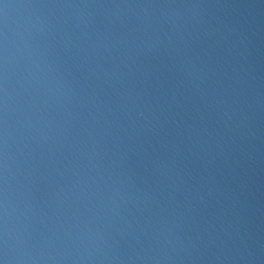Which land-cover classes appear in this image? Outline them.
I'll use <instances>...</instances> for the list:
<instances>
[{"label": "clouds", "instance_id": "clouds-1", "mask_svg": "<svg viewBox=\"0 0 264 264\" xmlns=\"http://www.w3.org/2000/svg\"><path fill=\"white\" fill-rule=\"evenodd\" d=\"M7 7L9 6L5 5V8ZM43 7L72 9L73 11L68 15L65 23L70 21L76 32L83 33L84 39H81L75 33L69 35L68 33L61 34L57 32L53 36L48 22L41 21L39 17L36 18V22L41 24L39 35L43 38L44 47L37 46L34 42L33 45H29L28 41L20 38L21 43L24 45L25 54L28 56L24 68V84H20L19 80L16 81L17 84H20L30 101L28 109L31 115L26 114L24 123L20 124L28 132L26 148L31 143L39 145L40 141L34 135L36 131L39 132V136L45 142L51 139L47 132L44 131V129H47L48 132L52 131L49 120L40 118L34 123V119L38 116L40 110L47 108V102L41 99V96H49V98L55 96L57 100H60L61 98H66L68 93H72L73 96L76 95V91L69 84L65 74L56 67L55 61L49 62L45 55L46 48L52 46L49 43V37L58 46L62 47L65 54L71 55L73 52L79 54L78 58L81 61V66L87 65V71L83 76L84 85L80 89L81 92H83L84 88L91 87L90 78L92 83H96L97 87L102 83L113 88L114 94L120 101L116 105V111L122 113L123 117L126 118L125 122L128 125V129L133 130V133L137 128V121L143 120L144 123L139 125L140 130L152 132L154 136H159V131L154 130L163 128L160 124V119L162 118L164 123H167L172 115L173 106L177 109L183 108V104L177 99L179 87L175 91L170 89V96L164 98L169 110L168 115H164V109L160 105H157L159 117L156 112L150 111L151 103L148 104V107H143L144 102L140 100V93L135 92V85L130 90L126 87L124 80L125 77L134 72L139 73L141 77L144 76L141 66L137 63V57H148L161 51L165 55L172 53L178 58L179 69L183 71L188 85H190L196 96L204 100L209 90H211V95L208 96L211 103H207L204 110L200 111L199 126H197L195 120L192 125H185L184 132L178 133L180 137L179 143H177L176 139L163 140L161 146L166 153L163 158L158 155L155 156V159L149 157L148 151L144 149L143 144H140V150L144 152V156L148 157L152 165L151 174L167 181V187L169 188L168 203L174 205L171 213H168L167 205L162 209L163 212L168 213L167 216H161L159 212L152 213L150 205L156 204L157 207H160V205L156 195L152 194L151 189L147 191L136 189L134 194L121 193V188L125 186V182L128 186L132 185V178L135 173L129 170L125 180H120L119 177L113 180L111 175L108 176L107 180L112 184V194L108 195L106 200L102 194H99L98 188L97 192L92 193V195H99L100 200L104 202V209H106L102 226L97 227L95 232L87 223H83L76 216L72 217V219L76 220V224L70 225L67 229L57 221L60 232L63 233V236L69 242L73 243L74 248L75 240L71 234L72 231H76L78 236L83 238L80 240V247L75 248L76 257L80 264H85V262L93 264V261H100L101 264H123L125 259L134 264L133 257H135V261H140L141 264H184L185 261L192 264L194 260L203 259L199 255L194 256V254L198 253L201 248L208 249L209 243L216 247L217 252L220 253L219 255L208 257L210 260L215 259L218 262L221 260L235 261L237 259L240 261L252 260L254 258L253 254L248 250V246L245 243L246 238L250 239L251 235L243 229L244 221L236 210L240 206V200L235 190L232 191V198L229 202L232 219L227 222V226L221 219L225 211L223 204L220 205L219 216L206 219L203 215L209 206V201L216 200V203L219 204L220 201L216 198L222 194V185L217 181L216 176L209 171L208 165H214L216 158L224 155L225 161L231 159L232 164L229 167L235 173V168L232 165L238 168L240 164L237 154L241 156L244 154L243 148L238 145V139L245 129H247L249 136L252 135L248 117L241 106L245 102L240 99L239 94L240 89L245 84V78L248 80L253 79L251 65L247 64L244 56V52L247 51L245 41L248 37L244 35L238 22H218V26L213 27L203 19L202 13L197 14L194 11L186 14L171 11L161 12L159 16H155L154 12L150 14L148 11L154 9L195 10L207 7L220 8L230 6L175 3H81L51 4L43 5ZM133 8L139 9L140 12L134 13L136 24L129 27L126 14L120 10ZM88 9L104 10L103 15L107 21L104 31H92L91 35L84 32L93 23V13L88 12ZM96 14L100 15V13ZM108 26H111V29ZM190 26H199V31L203 32L206 39L218 34L219 39L215 40L214 43L217 47L223 46L224 51L235 61V66H230L231 76L224 72L223 69H219V61H217V68L221 71V75L225 80H230L227 86L221 83L220 80L215 81V84L219 86V92L209 83V76L215 75L209 67L212 61L210 54L212 45L209 44L207 49L201 47L199 52L193 51L192 44L195 40L200 39V35L195 30V27L194 31L190 32ZM117 27L120 29L119 32L115 31ZM29 38L31 39V33ZM10 44L12 48L20 52V48L15 42L9 40L7 26H5L3 43L0 44V114H2L0 115V264H43L45 259L50 261L70 259V253L61 255V252L57 251L53 240H59V236L54 230L49 229L43 220L40 223L50 235H46L45 232L36 233V229L32 226L31 220L27 215H24V220L27 222L24 227L18 228V218L14 219L15 209L10 198L11 188L9 181L15 178L10 164V142L15 144L16 128L14 123L10 122V114L15 111L14 97L19 94L12 82L16 73L13 68L15 57L11 54ZM169 58L171 59V56ZM117 60H119V63H117ZM240 61H244V63ZM53 72L55 73L54 76H51L53 86L49 87L45 81L49 79V74ZM68 75H71V73H68ZM25 84L27 87H24ZM116 85L123 89L122 94L115 88ZM183 85L184 80H181L180 86L182 87ZM29 89H31V92H29ZM33 96L36 97V100H33ZM181 99L187 101L188 97L182 96ZM93 100L92 107L97 114L101 115L105 125L111 130L114 126V119H108V117H114L113 108L109 106L112 104L111 99H102L100 96H94ZM37 101H39L40 107H37ZM138 101L140 102L138 103ZM246 106L247 110L251 112L252 103H247ZM101 108L107 113V117H104L100 112ZM141 108L143 110H140ZM209 110L216 113L219 123L223 125L225 130L224 134L217 133L213 135L215 129L209 131V128L205 126L208 119L206 113ZM145 112H149L151 120L145 115ZM88 115L95 122V116L91 112ZM176 115L179 116V112H176ZM153 121L156 123L153 124ZM15 123H20V121L17 119ZM173 123L184 124V121L183 119L179 122L173 120ZM115 127L120 132L125 131L122 125L115 124ZM82 130L85 133L88 131L87 129ZM68 131V129L58 127L56 128V135L66 139ZM104 135L107 136L108 133L105 132ZM165 135H167L166 132ZM204 137H207V139H204ZM88 139L92 142L91 157H97L98 151L100 153L104 152L106 146H102L99 140L93 139L91 133H88ZM185 140H187L189 145H192V148L198 149L192 154L195 159L201 160L205 165L204 174L193 184H189V181L193 179L192 172L188 170L187 165L181 159V145L187 147ZM52 142L53 145L56 143L55 140ZM137 142L139 143V138H137ZM213 146L216 149L215 153L212 151ZM84 148H88L87 143L84 144ZM113 148L116 151H113L112 154L117 157V160L126 159L127 150L121 151L120 144L114 142ZM149 148H151L150 144ZM51 151L52 149L49 148L50 154ZM189 151L192 150L189 149ZM118 152L120 153L119 155H117ZM152 153L153 155L156 154L155 148H152ZM101 158L102 156L97 159L89 158L87 165L90 170H96L97 176L103 182L104 178L100 176L98 168L99 159ZM12 163L14 164V158H12ZM112 163V161H109L110 165ZM84 174L85 176L88 175L87 172ZM57 175L63 179L59 169H57ZM73 175L76 176V180L72 183V188L68 192H65V188L68 187L67 184L63 187L58 184V191L53 190L52 195L57 201V207L69 198V195L72 194V189L79 188L83 192L85 187H88L91 192L90 185L80 184L79 173H74ZM233 179L235 180V175ZM95 183L96 180L92 179V184ZM117 184L120 185V188L116 186ZM145 186L147 187V185ZM182 186L184 200L183 202H177L173 193L180 192ZM239 187L241 185L237 183V188ZM161 199H163L162 194ZM225 199H228V197L225 196ZM129 203L138 210L143 206L149 211L150 215L145 219L143 225L135 217L132 218V222H129L128 219L120 214L122 206L126 210ZM44 207L47 208L48 205L45 204ZM30 210L31 205H26V212ZM107 213H111V216H107ZM41 214L45 217L48 215L44 211ZM53 215H55L54 212ZM129 215L131 214L129 213ZM152 215L159 217L158 222L153 223ZM185 217L193 223L191 234L184 231ZM117 220L120 224L115 227L116 235H111L110 232ZM103 225H106L107 228L104 229ZM217 225L219 226V231H217ZM221 233L223 236H221ZM34 234L40 237L41 242L39 245ZM213 236L215 239H213ZM117 237H119V240L128 238L134 241L136 247L129 246L132 255L126 257L118 255L119 241ZM85 241H87V245H85ZM228 244H232L233 247L228 248ZM237 244H239V247ZM145 245L147 246L145 247ZM49 248L55 253V256L48 253L47 249ZM81 250H83V255H81ZM233 252L236 253L235 257L232 255ZM96 253H99V255H96Z\"/></svg>", "mask_w": 264, "mask_h": 264}, {"label": "water", "instance_id": "water-1", "mask_svg": "<svg viewBox=\"0 0 264 264\" xmlns=\"http://www.w3.org/2000/svg\"><path fill=\"white\" fill-rule=\"evenodd\" d=\"M81 3H175L230 6L220 8L207 7L195 10L154 9L148 11L150 14L154 12L155 16H159L161 12L171 11L186 14L194 11L197 14L202 13L203 19L213 27H217L218 22H238L244 35L248 37L245 41L247 51L244 52V56L247 64L251 65L253 79L248 80L245 78V84L240 89L239 94L240 99L245 102L241 106L248 117L252 135L249 136L247 129H245L238 139V145L243 148L244 154L242 156L237 154L240 164L238 168L232 165L235 168V173L229 167L232 164L231 159L225 161L224 155L218 156L214 165H208L209 171L216 176L217 181L222 185V194L216 198L220 201L219 204L216 203V200L209 201V206L203 215L206 219L219 216L220 205L223 204L225 211L221 219L225 226H227V222L232 219L229 202L232 198V191L235 190L240 200V206L236 210L244 221L243 229L251 235L250 239L246 238L245 243L254 258L245 261L238 259L235 261L221 260L219 262L215 259L210 260L208 257H213L220 253L217 252L216 247L209 243L208 249L201 248L198 253L194 254V256L199 255L203 259L194 260L192 264H264V0H0V44L3 43L5 26H7L9 40L15 42L20 48V52H17L15 48L11 47V44L9 45L11 54L15 57L13 68L16 75L13 77L12 82L19 94L14 97L15 111L10 114V122L14 123L16 132L15 144L10 142V164L15 178L10 179L9 184L11 188L10 198L15 209L14 219L18 218L17 227H24L26 225L27 222L24 220V215H27L31 220L32 226L36 229V233L45 232L46 235H50L40 223L43 220L44 224L49 229L54 230L59 236V240H53L57 251H60L61 255L71 254L70 259H56L53 261L45 259L43 264H80L76 257L75 248L80 247V240L83 238L79 237L76 231H72L71 234L75 240L74 248L73 243L69 242L63 236V233L60 232L57 221L67 229L70 225L76 224V220L72 219L73 216H76L83 223H87L93 232H95L97 227L102 226L106 209H104V202L100 200L99 195H92V193L97 192L98 188L99 194H102L106 200L108 195L112 194V184L108 182V176L111 175L113 180L117 177L120 180H125V177L129 174V170L135 173V176L132 178V185L128 186L125 182V186L121 188V193L134 194L136 189H140L141 191L151 189L152 194L156 195L160 205V207H157L156 204H151L152 213L159 212L161 216H167L174 208V205L168 203L169 188L167 187V181L151 174L152 165L148 157L144 156V152L140 150V144H143L144 149L148 151L149 157L155 159V156L158 155L163 158L166 153L161 146L162 141L176 139L177 143H179L180 137L178 133L184 132V126L192 125L194 120L197 122V126H199L200 111L204 110L207 103H211L210 99H208V96L211 95V90H209L204 100H201L200 97L194 94L184 77L183 71L179 69L178 58L174 54L169 53V55H165L161 51L148 57H137V63L141 66L144 76L141 77L139 73L134 72L125 77L124 80L126 87L130 90L135 85V92L140 93V100L144 102L143 107L146 108L151 103L152 107L150 111L156 112L159 117L157 105H160L164 109V115H168L169 110L164 102V98L170 96V89L171 91H175L179 87L177 99L183 104V108L177 109L173 106L172 115L169 117L167 123H164L162 118L160 119V124L163 128L154 130L159 131V136H154L152 132L141 131L139 125L144 123L143 120L137 121V128L133 133V130L128 129V125L125 122L126 118L123 117L122 113L116 111V105L120 101L114 94L113 88L102 83L97 87L96 83H92L90 78L91 87L84 88L83 92H81L80 89L84 85L83 76L87 71V65L81 66V61L78 58L79 54L75 52L71 55L65 54L62 47L58 46L49 37V43L52 46L46 48L45 55L49 62L55 61L56 67L65 74L69 84L76 91V95L73 96L72 93H68L66 98H61L60 100H57L55 96H51L50 98L49 96H41V99L47 102V108L40 110L38 116L34 119V123L40 118L49 120L52 131L48 132L47 129H44V131L47 132L51 139L45 142L39 136V132L36 131L34 135L40 141L39 145L31 143L26 148L25 144L28 143L26 139L28 132L20 124L24 123V116L26 114L31 115L28 109L30 101L20 87V84H24V68L28 56L25 54L24 45L21 43L20 38L28 41L29 45H33L34 42L35 45L44 47L43 38L39 35L41 24L36 22V18L39 17L41 21L48 22L53 36L57 32L61 34L68 33L69 35L75 33L81 39H84L83 33L76 32L70 21L65 23L68 15L72 13V9L43 7V5L51 4ZM5 5L9 7L5 8ZM87 11L93 13V23L84 32L91 35L92 31H104L107 24L103 15L104 10L88 9ZM120 11L126 14L129 27L136 24L134 13L140 12L139 9H121ZM96 13H100V15ZM108 27L111 29V26ZM194 27L199 32L200 39L193 42L192 50L199 52L201 47L207 49L209 44L212 45L210 52L212 61L209 67L215 75L209 76V83L219 92V86L215 84L216 80H220L225 86L230 83V80L224 79L219 69H223L224 72L231 76L230 66H235V61L224 51L223 46L217 47L214 43L215 40L219 39L218 34L206 39L203 32L199 31V26H190L189 31L193 32ZM115 31L119 32L120 29L117 27ZM30 33L31 39L29 38ZM170 56L171 59L169 58ZM237 59L239 58L237 57ZM217 61H219V69L217 68ZM240 62L244 63V61ZM117 63H119V60H117ZM68 73H71V75H68ZM54 75V72L49 74V79L45 81L49 87L53 86L51 76ZM17 80L20 81V84L16 83ZM181 80H184L182 87L180 86ZM24 87H27V85L25 84ZM115 88L121 94L123 93V89L119 85H116ZM29 92H31V89H29ZM94 96H100L102 99H111L112 104L109 106L113 108L114 112V117H108V119H114V126L111 130L105 125L101 115L97 114L96 110L92 107ZM182 96L188 97V100L181 99ZM33 100H36L35 96H33ZM247 103H252L251 112L247 110ZM37 107H40L39 101H37ZM140 110H143V108ZM89 112L95 116V122L89 117ZM100 112L104 117H107V113L103 108L100 109ZM176 112H179V116L176 115ZM145 115L151 120L149 112H145ZM206 116L208 119L205 126L209 128V131L215 129L213 135L217 133L224 134L225 130L223 125L219 123L216 113L209 110ZM17 119L20 123H15ZM181 119H183L184 124L173 123V120L179 122ZM155 123L153 121V124ZM115 124L122 125L125 131H118ZM58 127L69 130L66 139L56 135V128ZM82 129H87V133ZM105 132L108 133L107 136L104 135ZM165 132L167 135H165ZM88 133L92 134L93 139L99 140L102 146H106L103 153L97 152V157H91L92 142L88 139ZM137 138H139V143L137 142ZM204 139H207V137H204ZM53 140L56 141L54 145ZM114 142L121 145V151L127 150L126 159L117 160V157L113 156V151H116L113 148ZM85 143L88 144V148H84ZM149 144L151 148H149ZM61 145L63 146L61 147ZM185 145L187 147L181 145V159L187 165L188 170L192 172L193 179L189 181V184H193L204 174L205 165L201 160L195 159L192 154L198 151V149L192 148V145H189L187 140H185ZM49 148L52 149L51 154L49 153ZM152 148L156 149L155 155L152 153ZM189 149L192 151H189ZM212 151L213 153L216 151L214 146ZM119 154L118 152L117 155ZM101 156L98 168L100 176L104 178L103 182L97 176L96 170H90V167L87 165L89 158L97 159ZM12 158H14V164L12 163ZM109 161L113 163L110 165ZM57 169L62 173L63 179L57 175ZM85 172L88 173L87 176H85ZM74 173H79L81 185L87 184L91 186V192L88 190V187H85L83 192L79 188L72 189V194L69 195V198L57 207V201L52 192L53 190L58 191V184L61 187L67 184L68 187L65 188V192H68L72 188V183L76 180V176L73 175ZM234 175L235 180L233 179ZM92 179L96 180L95 184H92ZM237 183L241 187L237 188ZM116 186L120 188L119 184ZM161 194L163 195V199H161ZM173 195H175L177 202H183V186L180 192H174ZM225 196L228 199H225ZM45 204L48 205L47 208L44 207ZM26 205H31L30 211L26 212ZM165 205L168 207V213L162 211ZM42 211L47 212L48 215L46 217L42 216ZM53 212L55 215H53ZM120 214L128 219L129 222H132V218L135 217L142 225L150 215L149 211L143 206L138 210L131 203L127 205L126 210L122 206ZM107 216L110 217L111 213H107ZM158 219V216L152 215L153 223L158 222ZM185 220L186 222L183 225L184 231L191 234L193 223L187 217H185ZM119 224L118 220L114 223L113 229L110 232L111 235H116L115 227L119 226ZM103 227L104 229L107 228L106 225H103ZM217 231H219L218 225ZM34 235H36L37 244L39 245L41 242L40 237L37 234ZM221 236H223L222 233ZM213 239H215L214 236ZM117 240L119 241L118 255H123L124 257L132 255L129 246L136 247L134 241L128 238L119 240V237H117ZM85 245H87V241H85ZM237 246L239 247V244ZM232 247V244H228V248ZM47 251L50 255L55 256V253L50 248ZM83 254V250H81V255ZM96 255H99V253H96ZM232 255L235 257L236 253L233 252ZM133 260L134 264H141L140 261H135V257H133ZM93 264H101V262L93 261ZM123 264H133V262L125 259ZM184 264H189V262L185 261Z\"/></svg>", "mask_w": 264, "mask_h": 264}]
</instances>
